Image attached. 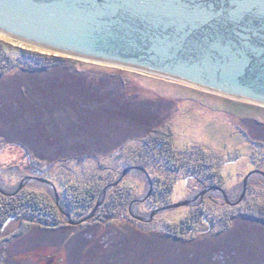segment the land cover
Instances as JSON below:
<instances>
[{
    "label": "rangeland",
    "instance_id": "374dc122",
    "mask_svg": "<svg viewBox=\"0 0 264 264\" xmlns=\"http://www.w3.org/2000/svg\"><path fill=\"white\" fill-rule=\"evenodd\" d=\"M0 71L1 190H13L25 176L42 177L77 220L87 209L66 208L62 185L97 183L102 190L117 181L102 200L113 207L107 222L94 215L56 228L32 222L0 242V264H264V221L243 214L264 204V106L2 33ZM156 125L172 130L174 164L161 145L145 139ZM147 176L151 189L172 185L170 203L191 204L150 215L170 203L148 204ZM117 184L132 186L133 199L143 197L130 210L144 221L110 203ZM23 187L53 199L48 183ZM193 211L201 220L188 238L166 233L167 222ZM18 222L6 219L2 235Z\"/></svg>",
    "mask_w": 264,
    "mask_h": 264
},
{
    "label": "water",
    "instance_id": "95a60500",
    "mask_svg": "<svg viewBox=\"0 0 264 264\" xmlns=\"http://www.w3.org/2000/svg\"><path fill=\"white\" fill-rule=\"evenodd\" d=\"M0 33L264 106V0H0ZM133 169H123L117 180ZM32 180L52 187L54 203L71 224L90 219L106 188L117 182L100 191L87 214L71 220L59 206L52 182L42 177L25 176L0 194L12 195ZM147 181L143 197L151 189L148 176ZM143 197L128 205L136 220L145 219L130 208ZM190 204L189 199L170 203L150 215Z\"/></svg>",
    "mask_w": 264,
    "mask_h": 264
},
{
    "label": "trees",
    "instance_id": "16d2710c",
    "mask_svg": "<svg viewBox=\"0 0 264 264\" xmlns=\"http://www.w3.org/2000/svg\"><path fill=\"white\" fill-rule=\"evenodd\" d=\"M1 72L2 71H0V74ZM145 139L161 145L164 149L162 151H166L168 160H172L173 164L175 163L176 151L172 146V130L169 125L167 128L156 125V127L152 130L151 136L149 137L147 135ZM206 164L208 165L209 161L206 160ZM214 172L215 171L212 169V173ZM101 187H99L97 183L83 185L81 187H78L74 183H70L66 186L62 185L61 190L64 205L68 209H71L72 207H84L87 211L85 213L80 211L83 216L93 207L97 197L99 196ZM111 190L112 191L109 196L110 203H114L117 208H121L120 210H123L124 212L128 211L127 205L135 196L132 186H125L120 189L117 184ZM171 191V184L162 185L160 187L159 183H152V189L146 201L149 200L148 204L153 207V209L159 208L163 204L167 203L168 200L166 199L170 195ZM168 202L170 203V201ZM110 207L113 208L112 206ZM110 207L109 204L103 201L91 219L107 222L106 218L109 219L112 211ZM76 214L81 216V214ZM243 214L248 215L251 218L264 221V204L253 205L250 213L245 211ZM12 217L17 218V221H19L18 224L12 230L9 232L7 231L2 235L1 229L3 223L6 219ZM200 220V214H196V212L193 211L187 216L180 217L177 221L167 222L165 228L166 233L173 238L186 239L188 238L186 237V234H190V232L195 229L194 224ZM32 222H37L43 227L56 228L63 225L66 220L60 213L59 208L54 203L53 199L46 193H41L34 189L23 187L12 195L0 194V242H3V240L13 239L23 234Z\"/></svg>",
    "mask_w": 264,
    "mask_h": 264
},
{
    "label": "bare ground",
    "instance_id": "6f19581e",
    "mask_svg": "<svg viewBox=\"0 0 264 264\" xmlns=\"http://www.w3.org/2000/svg\"><path fill=\"white\" fill-rule=\"evenodd\" d=\"M205 189H207V188H205ZM205 189H204V190H205ZM189 200H190V199H189Z\"/></svg>",
    "mask_w": 264,
    "mask_h": 264
}]
</instances>
